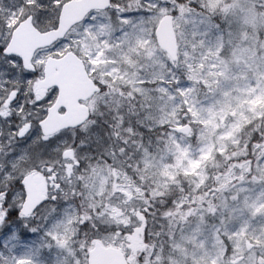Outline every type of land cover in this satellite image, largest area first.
Listing matches in <instances>:
<instances>
[{
    "label": "snow or ice",
    "instance_id": "snow-or-ice-1",
    "mask_svg": "<svg viewBox=\"0 0 264 264\" xmlns=\"http://www.w3.org/2000/svg\"><path fill=\"white\" fill-rule=\"evenodd\" d=\"M69 3L0 0V264H89L93 241L113 242L118 232L119 244L141 227L135 211L150 246L137 264H264V213L256 210L264 206V118L239 134L246 155L206 168L200 187L180 176L153 196L155 177L142 183L132 167L173 164L176 144L198 156L206 143L199 138L208 134L200 120L235 106L241 89L264 92V0H99L64 28ZM162 21L171 26L174 52L161 45ZM25 23L47 38L30 51L16 39ZM83 45L95 107L84 120L53 127L68 106L59 103L62 83L43 84L48 64L68 52L81 56ZM102 50V71L119 69L132 84L114 83L111 75L101 81L93 62ZM234 121L229 116L226 124ZM184 128L191 135L178 130ZM216 159L224 156L217 152ZM242 161L249 169H234L221 188L216 177ZM105 163L130 176L147 203L125 204L119 190L109 196L113 177L100 170L92 178ZM36 173L45 182L42 198L30 192ZM116 207L128 224L111 222ZM242 229L247 245L237 238Z\"/></svg>",
    "mask_w": 264,
    "mask_h": 264
},
{
    "label": "rangeland",
    "instance_id": "rangeland-1",
    "mask_svg": "<svg viewBox=\"0 0 264 264\" xmlns=\"http://www.w3.org/2000/svg\"><path fill=\"white\" fill-rule=\"evenodd\" d=\"M89 55V46L83 45L81 57L85 60ZM93 63L95 65V68L101 69L99 78L102 82H107L105 81V76L111 75L113 77L114 83H133V80L129 79L126 73L124 75H121L119 69H113L111 73H104L102 71V69L106 66L103 50L99 53ZM89 74L92 77V74L90 72ZM240 92V96H237L235 98V106L229 104L219 112L211 115V118L207 120H200V123L204 125L205 129L208 131V134L206 137L202 135L199 138L200 140H206V143L203 149H201L198 156L194 157L187 148H181L180 145L176 144L175 151L177 155L175 156V162L173 164L165 165L163 168L156 169L154 171H148L136 169L135 163L133 162L135 172H137V175H139L140 181L142 183L155 177L153 183L156 184V188L152 189L153 196L162 194L159 191L160 188L167 189L170 184H178L179 181L177 180V177L180 176H182L185 180L196 184L197 187L202 186L208 179V172L206 171V168H221L220 161L216 159L217 152H220L221 155H225L227 153L224 156L223 162H227V157L231 159L232 157L246 155L247 142L245 141L244 148H240L239 134L245 129L246 126L252 124L254 120H260L264 118V92H261L258 95H253V93L256 92V89H241ZM95 104L96 97L89 103L91 109L95 107ZM229 116L234 117L235 121L233 123L226 124L227 118ZM194 117L199 119V115L196 113H194ZM259 127L260 125L257 124L256 128ZM217 129H223L221 134L218 136L215 135ZM187 134L191 135V130ZM214 136L215 140L213 139ZM173 143L175 144V142ZM229 145L236 148V151H231L230 155L226 151L228 150ZM261 154L264 155V152H262ZM249 166L250 161H242L238 164H231L227 171L223 173L222 177L220 176L221 179H224L221 188H227L228 185L231 184L232 179L234 178V169L240 168L247 171L249 169ZM147 167L150 166H146V168ZM100 170L107 172L108 175L113 177L111 191L108 193L109 196L113 195L118 190L124 192L125 195L131 192L132 188L124 190L125 186L123 184V181L125 179L130 180L132 179L131 177L126 176V174L124 173L121 174L118 170H112V167L110 165L107 166L103 164L102 166L98 165L93 169V179L95 178L94 174ZM116 177H119L122 183L117 184L115 182ZM107 183V179L102 181L98 194L103 193V185ZM131 185L134 186L136 192L141 195V188L136 187L135 182ZM86 186L88 185L86 184ZM204 195L206 196L207 193H205ZM203 199L204 196H194V200L197 203H200ZM129 201L130 196H127V200L124 202L128 203ZM253 207H255V205H253ZM256 210L264 213V206L258 207L256 208ZM253 215H255V212H253ZM110 217L111 222L126 224L127 216L124 215V212H122L119 207L112 209ZM170 223H172V229L175 230V222ZM137 232L138 233L135 236H127L125 240L120 242L119 244L115 243L116 238L120 235L118 232L115 234L117 235V237H112L113 242H108L107 240L100 241L105 245H112L114 247L121 248L125 254L130 250L129 260L132 264H137V256L139 255V253L141 251H144L145 249L150 248V246L146 245L143 242V231L137 230ZM237 238L243 240L244 244L247 245L248 241L245 238V231L243 229L240 231ZM253 243L259 244V240H253Z\"/></svg>",
    "mask_w": 264,
    "mask_h": 264
},
{
    "label": "water",
    "instance_id": "water-1",
    "mask_svg": "<svg viewBox=\"0 0 264 264\" xmlns=\"http://www.w3.org/2000/svg\"><path fill=\"white\" fill-rule=\"evenodd\" d=\"M99 2V0H71L67 5L64 16L63 26L67 28L79 20L85 14L87 8ZM159 36L162 47H166L174 52L175 41L171 26L166 22H161ZM18 45L27 51L35 48L41 43L46 42L47 38L40 37L27 23L21 25L16 35ZM47 71L49 79L43 82L44 86L51 83L63 84V96L59 103L68 106V112L63 117L52 120V126H62L65 123H77L86 119L89 112L88 107L81 105L79 101H86L97 91L96 85L91 81L85 70L84 63L74 54L68 53L59 61H53L48 64ZM184 128L181 131L187 132ZM30 192L35 198H42L45 190L41 184V178L29 177ZM38 184L40 186L38 187ZM89 264H128L124 254L115 248H105L100 243H96L93 250L90 251Z\"/></svg>",
    "mask_w": 264,
    "mask_h": 264
},
{
    "label": "trees",
    "instance_id": "trees-1",
    "mask_svg": "<svg viewBox=\"0 0 264 264\" xmlns=\"http://www.w3.org/2000/svg\"><path fill=\"white\" fill-rule=\"evenodd\" d=\"M249 135H250V133H249ZM133 171H134V167H133ZM119 172L122 174L121 171H119ZM126 176H128V175L126 174ZM128 177H130V176H128ZM216 178H217V179H221L220 176H217ZM134 197H135L134 199H136V200H144V202L147 203V200H145V197H144V195H142V193H141V195L137 193V195H135ZM132 200H133V199H132ZM178 211H179V209H177V212H178ZM134 214L140 216V213H139L138 211H135ZM140 217L142 218V224H141V227L137 228V229L134 231V233H133L132 235H136V234L138 233L137 230H138V231H139V230H142V231H143V217H142V216H140ZM129 222H130V221H129V217L127 216L126 224H128ZM114 237H117V235H115ZM143 242H144V241H143ZM148 246H149V245H148ZM127 257H128V259H130V255H129V254L127 255Z\"/></svg>",
    "mask_w": 264,
    "mask_h": 264
}]
</instances>
